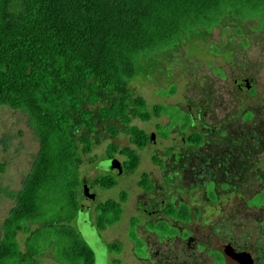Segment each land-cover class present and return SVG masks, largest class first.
Listing matches in <instances>:
<instances>
[{
	"label": "trees",
	"instance_id": "obj_1",
	"mask_svg": "<svg viewBox=\"0 0 264 264\" xmlns=\"http://www.w3.org/2000/svg\"><path fill=\"white\" fill-rule=\"evenodd\" d=\"M214 28L226 32L221 46L228 55L247 45L251 33L264 36V0H0V103L24 111L40 142L3 222L0 264H93L91 248L72 225L85 184L82 152L92 151L101 123L142 147L147 134L133 118L148 120L166 106L149 109L129 81L155 66L156 56L208 41ZM117 149L111 142L107 152ZM120 153L126 170L137 168L136 148ZM97 182L108 188L117 180L104 174ZM125 199L122 192L98 203L96 223L117 222ZM109 247L119 251L121 244ZM48 253L55 260L44 263Z\"/></svg>",
	"mask_w": 264,
	"mask_h": 264
},
{
	"label": "rangeland",
	"instance_id": "obj_2",
	"mask_svg": "<svg viewBox=\"0 0 264 264\" xmlns=\"http://www.w3.org/2000/svg\"><path fill=\"white\" fill-rule=\"evenodd\" d=\"M226 37L223 29L214 28L208 41L195 40L176 47L166 55L156 56L155 66L152 63L148 66L146 64L147 72L131 79L129 86L146 99L149 109L155 103L184 106L188 100L209 98L212 110L208 113L211 115L210 123H220V118L232 110L231 103L236 96L243 100L241 107L244 111L257 109V113H264V36L257 37L251 33L249 43L239 48L240 53L231 55L225 54L226 51H223L221 46ZM222 40L224 41L221 42ZM240 75H253L258 78L253 91L246 92L235 88L233 80ZM168 113H171L169 109ZM167 119L155 116L148 120L133 118L132 124L150 132L156 129L158 121ZM255 119L256 121L251 119L241 122L225 120L234 136L227 139L218 135L209 138L204 144L210 157L221 151L223 139L231 140L234 145L240 147L243 156L239 161L241 169L234 176L235 179L229 182L218 183V180H224L233 173L234 168L226 170L225 163L218 164V168L213 165L214 169L205 164H190L173 169L158 166L153 156L155 145L148 143L143 149H139L140 162L135 171L115 176L117 183L112 187H92L96 195L95 204L108 198H118L124 191L128 193L121 218L101 230V239L106 242L107 249V241L117 240L122 244L121 252H109L112 260L110 263L113 264V259L120 258L124 264H218L214 251L219 246L231 244L239 249H246L254 257L255 264H264V188L253 195L249 202L260 206L250 207L244 202V198L252 191V184L264 179V166L251 164L253 158H264V153H260L264 150V115L259 118L257 115ZM93 141L92 151L82 152L80 172L85 185L91 184L104 173L111 174L106 172L107 168H104V171L98 165L99 161L106 157L111 142L118 146L113 156L119 161L125 160L120 148H139L132 141L130 134L120 132L113 136L104 123H101L93 134ZM39 147L38 135L29 124L27 114L0 103V236L3 222L15 203V194L22 187ZM198 150L204 151L203 148ZM144 171L150 172L156 181L155 192L160 190L157 196L166 194L163 189L168 187V179H171L170 192L176 195L177 199H184L194 208H200V213H194L189 221L178 222V225L184 224L185 229L194 233L196 242L186 243L180 233L176 236H164L160 231L153 232L141 227L140 236L144 240L146 254L134 247L129 238V219L146 196L138 184ZM235 186L240 187L239 195L231 193ZM86 189L87 186L84 190ZM88 190L91 191V188ZM209 193H214L215 197H208ZM201 200H205L204 203L200 204ZM61 213L63 216L66 214ZM78 214L74 217L72 225L80 233L82 220H78ZM95 215L94 209L89 210L92 224L96 223ZM44 232L41 242L47 246L51 239L48 233L51 231L45 228ZM25 236V233L18 236L20 247L24 250ZM82 238L94 251L90 241L84 236ZM53 255L46 254L42 261L53 262Z\"/></svg>",
	"mask_w": 264,
	"mask_h": 264
},
{
	"label": "flooded vegetation",
	"instance_id": "obj_3",
	"mask_svg": "<svg viewBox=\"0 0 264 264\" xmlns=\"http://www.w3.org/2000/svg\"><path fill=\"white\" fill-rule=\"evenodd\" d=\"M234 53H240V50L239 49L231 50V54ZM257 79L258 78L253 75L250 76L240 75L235 77L233 82L237 90L251 92L254 90V85ZM210 104L211 103L209 98H197L193 100H188L184 103V106H179L177 104L166 106L164 104L166 106V110L162 112L160 115L157 116L155 115V117L157 118L167 117L168 119L165 121L164 120L158 121L156 123V129L154 131H150V132L145 131L147 134V141L142 147L138 146L139 148L136 147L134 148H136L139 152V149H143L148 143H153L155 145L154 146L155 153L153 154L154 160H156L155 164L158 166H162L163 168L173 169L190 164L191 165L205 164L207 165V167L210 166L209 167L210 169H214V167H212L213 165L218 168L219 167L218 164L222 165L223 163H225L227 165L226 170H231L234 168L233 173H230V175L224 180H218V183L222 184L223 181L229 182L232 179H235L234 176L241 169L239 161L243 159V156L240 152V147L234 145L231 140L227 141L223 139V141L221 142L222 143L221 151L216 152V154H214L215 156L211 155L212 157H210L207 147L204 144L207 143V140L209 138H213L218 135L225 136L227 139L231 138V136H234L232 135L233 131L229 130V123L226 124L224 122L225 120H229V122L230 121L241 122V121L254 119V121H256L255 117L258 115L259 118V116H263L264 113H257V109H253V110L250 109L244 111L243 107H241L243 105V100L240 97L236 96L234 97L233 102L231 103L233 106L232 110L225 113L222 119L220 118L219 121L220 123L216 124V123H210L209 121V116L211 115H208V113L212 111ZM168 109L171 112L170 114L168 113ZM200 148H203L204 151H199L198 149ZM260 153H264V150H261ZM113 154H109L107 152L105 158L113 159L115 158ZM124 156H125V160L120 161L123 165V172L135 171L136 169L132 171L126 170L125 161L127 156L126 155ZM185 158H189V159L185 160ZM251 164L254 166L260 165L261 167H263L264 158L261 157L253 158L251 159ZM106 172L114 174L115 176L120 175L114 173L111 169H107ZM144 174H147L148 180H144L142 178ZM142 177L138 182V184H139V188L143 191L142 193L146 196L143 198L141 204L137 205L138 209L133 213L132 217L129 219V227H128L129 238L133 241L134 247L137 250L143 252V254H146L144 240L140 236V229H142L141 227H144L145 228L144 230H149L153 232L160 231L161 233L164 234V236L166 235L176 236L178 233H180V237L183 240H185L186 243L196 242L197 238L194 235V233L192 231L189 232L187 229H185L184 224L178 225V222L189 221L194 213L196 214L200 213V208L198 207L194 208L191 203H189L184 199H177L176 195L170 192L172 189L171 179L170 180L168 179V183H167L168 187L165 186V189H163V191H166V194H163L161 197V196H157L158 195L157 192L160 190H157L155 192L156 181L154 180V178H152L150 172L144 171L142 173ZM97 179L98 178L94 179V181H92L91 184L88 185L84 184L82 186L79 207L85 200L84 198L85 186H91V187L99 186ZM215 180H217V178H215ZM259 181L260 182L257 184L255 183L252 184L254 186L252 188L251 193L249 194V196L244 198V202H246L250 207L260 206V205H256L255 203L252 204L249 203L253 195L260 192L264 188V179ZM239 188L240 187L235 186V188H233L231 193L234 195H239L240 194ZM230 191L228 193H230ZM124 193L126 194V199L123 202V211H124V204L128 196L127 191H124ZM208 197L214 198L215 195L214 193H209ZM95 199H96V195L94 197V200L90 208L94 209V212L96 214L97 213L96 208L98 204L97 203L95 204ZM204 201L205 200H201L200 204L204 203ZM93 224L96 226L97 230L101 234V230L106 229L108 226L114 223L108 224L104 227L99 226L97 223H93ZM132 231L136 233L138 237L137 238L138 241L131 236ZM80 234L82 236L81 232ZM113 242H119V241L117 240L112 242L107 241L108 247ZM226 245H223L221 247L219 246V248H217L214 251L217 263L237 264L235 262H231L227 260L225 254ZM233 248L236 251H241V250L247 251L246 249H239L235 246H233ZM91 250L94 255V261H93L94 264L95 253L93 249ZM121 250H122V244H121V249L119 251L112 250L109 247L107 264H111L110 262L112 261L111 257H109V252L119 253L121 252ZM252 258H253V264H255V259L253 256ZM113 261H114L113 264H124L122 263L120 258L113 259Z\"/></svg>",
	"mask_w": 264,
	"mask_h": 264
},
{
	"label": "water",
	"instance_id": "obj_4",
	"mask_svg": "<svg viewBox=\"0 0 264 264\" xmlns=\"http://www.w3.org/2000/svg\"><path fill=\"white\" fill-rule=\"evenodd\" d=\"M108 163V164H107ZM99 167L104 169H111L116 174L123 172L122 163L116 158H104L99 161ZM91 188V191L88 189ZM95 193L91 186H87L85 190V201L80 205L78 209V220H82L80 225L81 233L84 238L90 241L95 251V263L94 264H107L108 263V249L106 248V242L101 239V235L97 228L90 222L89 210L94 200ZM225 254L228 261L235 262L237 264H253V258L248 251L241 250L236 251L233 246L227 244L225 247Z\"/></svg>",
	"mask_w": 264,
	"mask_h": 264
}]
</instances>
